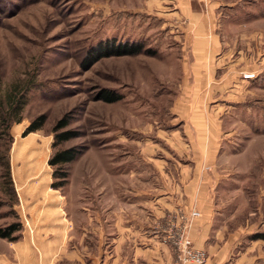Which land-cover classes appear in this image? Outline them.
Segmentation results:
<instances>
[{"label":"rangeland","instance_id":"obj_1","mask_svg":"<svg viewBox=\"0 0 264 264\" xmlns=\"http://www.w3.org/2000/svg\"><path fill=\"white\" fill-rule=\"evenodd\" d=\"M167 3L0 0V228L21 222L25 238L14 245L0 238V252L28 248L25 262L41 264L36 248L42 249V233L48 237L57 233L51 227L42 229V214L32 210L42 207V199L24 200L22 205L14 195L16 186L25 195L46 194L54 181L50 158L73 146L88 150L68 165L69 182L59 190L66 201L60 215L76 222L68 253L74 246L86 251L93 244L85 235L88 209L96 215L108 209L105 194L111 195L113 208L122 193L120 173L136 165L140 144L158 128L173 126L174 105L185 97L182 84L191 67L192 73L197 70L193 47L185 46V41L198 33L191 17L169 13ZM221 3L225 6L218 10L220 15L208 21L217 30L208 35L219 36L228 49L225 54L231 51L227 56L248 81L228 99L234 108L222 120L224 140L216 173L227 181L219 184L215 201L224 209L218 226L235 237L225 240L232 252L223 259L226 264H264V240L253 239L264 233V0ZM170 20H178L186 30L166 26ZM108 39L142 42L156 56L105 58L82 67L90 49ZM186 55L190 62H185ZM103 89L124 98L114 104L100 101ZM43 114L44 128L24 137L31 122ZM65 114L74 119L69 129L82 136L55 149L52 128ZM49 213L55 215L54 210ZM69 226L66 223V230Z\"/></svg>","mask_w":264,"mask_h":264},{"label":"crops","instance_id":"obj_2","mask_svg":"<svg viewBox=\"0 0 264 264\" xmlns=\"http://www.w3.org/2000/svg\"><path fill=\"white\" fill-rule=\"evenodd\" d=\"M168 2L165 6L169 13L191 17L190 24L198 33L195 39L185 41V46L193 47L197 70L192 73L191 67V73L189 71L185 77L181 92L185 97L174 105L173 126L158 128L155 136L140 144L143 146L136 165L120 173L118 190L122 193L119 192L113 208L111 195L105 194L108 209L99 215L94 209H88L85 235L92 238L93 244L87 245L86 251L74 246L68 253V239L76 222L61 216L65 213L66 201L59 190L50 187L40 196L25 195L16 186L22 205L24 200L42 199V207L32 210L42 214V229L51 227L57 233L52 237L42 233V249L36 248L41 264H175L176 249L165 241L166 230L178 213L189 215L192 210L201 216L193 221L190 237L197 248L207 251V264H226L223 258L232 252L225 240L230 242L235 237L218 226L224 209L217 207L216 192L221 181L227 179H220L216 164L222 156V120L234 108L227 101L238 95L248 81L242 79L240 68L227 56L231 51L225 54L228 49L221 44L219 36L208 35L217 30L216 24L208 21L213 22L220 15L218 10L225 6L220 0ZM176 22L178 20H170L166 26L186 30ZM186 61L190 62L187 55ZM191 98L196 102L190 103ZM106 186L112 191L110 182H106ZM50 210H54L55 215L49 213ZM66 223L70 224L69 230L65 228ZM24 239L22 236L17 242H6L21 244ZM27 251L28 248L15 247L0 252V264H28L25 262Z\"/></svg>","mask_w":264,"mask_h":264},{"label":"trees","instance_id":"obj_3","mask_svg":"<svg viewBox=\"0 0 264 264\" xmlns=\"http://www.w3.org/2000/svg\"><path fill=\"white\" fill-rule=\"evenodd\" d=\"M142 54L155 57L156 51H154L153 49H147L145 44L139 41L121 42L116 39H108L99 42L94 48L90 49L87 56L85 57V60L82 62V67L89 68L105 58L134 57ZM123 98V95H121L117 91L108 89H103L98 96V100L108 104L120 102L123 100ZM73 120L74 119L69 114H65L55 123L52 128V133L54 135L53 148L56 149L62 144L80 138L82 136L81 131L77 129H69V126L72 124ZM46 123L47 116L45 114L39 116L28 126V128L24 132V137H27L31 133L40 131L44 128ZM87 150V146H73L63 150H57L52 155L48 163L53 168V189L61 190L68 184L70 176L68 165L78 160L85 154ZM7 176H11L9 174V169L7 171ZM11 190L15 193L14 189ZM14 195H16V193ZM22 227V223L18 222L0 228V238L9 242H17L22 238ZM253 239L264 240V233L255 235Z\"/></svg>","mask_w":264,"mask_h":264},{"label":"built area","instance_id":"obj_4","mask_svg":"<svg viewBox=\"0 0 264 264\" xmlns=\"http://www.w3.org/2000/svg\"><path fill=\"white\" fill-rule=\"evenodd\" d=\"M252 76L254 75L252 74ZM246 79L251 78L247 76ZM200 216L201 214L198 211L192 210L189 215L180 212L172 221L170 220L165 234V241L176 249L175 264L208 263L209 255L207 251L197 248L190 237L193 221Z\"/></svg>","mask_w":264,"mask_h":264},{"label":"bare ground","instance_id":"obj_5","mask_svg":"<svg viewBox=\"0 0 264 264\" xmlns=\"http://www.w3.org/2000/svg\"><path fill=\"white\" fill-rule=\"evenodd\" d=\"M251 76H249V78H250Z\"/></svg>","mask_w":264,"mask_h":264}]
</instances>
